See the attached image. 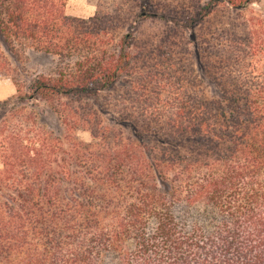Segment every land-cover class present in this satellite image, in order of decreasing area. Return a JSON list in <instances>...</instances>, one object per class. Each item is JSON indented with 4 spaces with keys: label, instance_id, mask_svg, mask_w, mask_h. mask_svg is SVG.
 <instances>
[{
    "label": "trees",
    "instance_id": "trees-1",
    "mask_svg": "<svg viewBox=\"0 0 264 264\" xmlns=\"http://www.w3.org/2000/svg\"><path fill=\"white\" fill-rule=\"evenodd\" d=\"M263 2L0 0V264H264Z\"/></svg>",
    "mask_w": 264,
    "mask_h": 264
},
{
    "label": "rangeland",
    "instance_id": "rangeland-1",
    "mask_svg": "<svg viewBox=\"0 0 264 264\" xmlns=\"http://www.w3.org/2000/svg\"><path fill=\"white\" fill-rule=\"evenodd\" d=\"M160 2H162V4L166 3L168 5H173L181 2V0H160ZM121 5L125 10H129L134 5V0H66L65 12L70 16L89 17L98 9L103 12H113L117 8H120ZM261 5L264 6V4ZM254 8L258 11L261 7L254 5ZM122 31H124V29L120 30V32ZM159 32V23L146 21L140 25L136 36L138 39L151 40ZM12 66L19 70H26L28 77L37 73L48 71V68H46L45 65L35 63V61H32L27 57L23 58L21 63H12ZM14 93L15 86L11 80V76L8 74L0 75V101L13 95ZM79 136L83 140H90V136L87 132H81L79 133Z\"/></svg>",
    "mask_w": 264,
    "mask_h": 264
}]
</instances>
